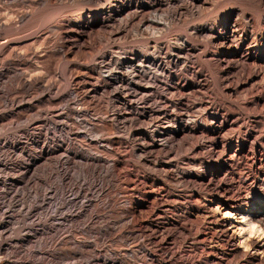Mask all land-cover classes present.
I'll return each mask as SVG.
<instances>
[{
    "label": "rangeland",
    "instance_id": "rangeland-1",
    "mask_svg": "<svg viewBox=\"0 0 264 264\" xmlns=\"http://www.w3.org/2000/svg\"><path fill=\"white\" fill-rule=\"evenodd\" d=\"M227 202L264 210V0H0V264H264Z\"/></svg>",
    "mask_w": 264,
    "mask_h": 264
},
{
    "label": "bare ground",
    "instance_id": "bare-ground-1",
    "mask_svg": "<svg viewBox=\"0 0 264 264\" xmlns=\"http://www.w3.org/2000/svg\"><path fill=\"white\" fill-rule=\"evenodd\" d=\"M231 31L229 29H225V33L224 35H221L219 37H215V41L220 44V45H225L229 47V40L231 37ZM234 43V42H233ZM139 60V59H138ZM131 64V61L129 62V65ZM159 64V63H158ZM128 65V67H129ZM141 66V65H139ZM145 67V66H144ZM157 67V66H156ZM159 67V66H158ZM160 68V67H159ZM135 70V69H134ZM131 71V70H130ZM121 72V71H120ZM157 72V70H156ZM145 77V76H144ZM116 80V79H114ZM120 82V81H119ZM133 82V81H132ZM136 82V81H135ZM116 83V82H115ZM123 83V82H122ZM139 83V82H138ZM141 94V93H140ZM143 95V94H142ZM128 99V98H127ZM127 101V100H126ZM134 101V99H133ZM136 101V100H135ZM124 102V101H123ZM128 102V101H127ZM141 102V101H140ZM133 103V102H132ZM126 114V113H125ZM129 114V113H128ZM159 122V121H158ZM157 124V123H156ZM160 125V124H159ZM149 126V125H148ZM155 126V125H154ZM160 127V126H159ZM184 126H178L176 127V129H172V130H163L162 133H160L159 135H157L154 139L157 142H162L163 139H165V137L169 136V135H173V134H182L184 132ZM217 134V133H216ZM219 134V132H218ZM159 145V144H158ZM31 153V152H30ZM17 156V155H16ZM29 157V156H28ZM230 158L229 156L223 155L222 160H221V167L223 170L227 171L229 165H230ZM29 160V159H28ZM17 161V159H16ZM232 161V160H231ZM19 162H21L19 160ZM27 162V161H26ZM13 164V163H12ZM6 165V164H5ZM31 162L28 163H19L17 164L16 162L13 164V168L17 169V167L21 168L23 170V174L26 176V174H29V178L31 177L30 172L31 168H30ZM5 168V167H4ZM12 167L10 169L14 170ZM9 169V168H8ZM13 172V171H12ZM20 173V172H19ZM18 173V174H19ZM17 176V175H16ZM24 176V177H25ZM18 177V176H17ZM27 177V176H26ZM22 178V176L20 177ZM19 178V179H20ZM25 179V178H24ZM28 179V177H27ZM21 180V179H20ZM9 181V180H8ZM10 181H12L10 179ZM12 187V186H11ZM10 188V187H9ZM6 188V191H10L11 188ZM20 195V194H19ZM18 195V196H19ZM16 196V197H18ZM27 196V195H26ZM45 197V196H44ZM43 197V198H44ZM25 200V198H24ZM44 200V199H43ZM231 202V201H230ZM227 202L226 204V209L221 208L219 206H216L215 209H219V210H223V212L221 213L223 220H231L230 221V227L229 229H233L232 233L235 234L238 237V246L239 247H244V244L246 242L252 241L253 238H264V230L261 228L262 224H264V210L262 209V207H258L257 204H252V208H250L249 210H240L239 213H233V203ZM236 202V201H235ZM245 202V201H244ZM240 203V202H239ZM244 204V203H243ZM242 205V203L240 204ZM250 205V204H249ZM248 206V204H247ZM245 208V207H243ZM232 209V210H231ZM218 210V211H219ZM216 211V210H215ZM235 237V236H234ZM233 237V238H234ZM263 240V239H262ZM253 243V242H252ZM255 243V242H254ZM262 244V243H261ZM251 245V244H249ZM255 246V245H254ZM263 247V244L260 245ZM253 247V246H252ZM257 251V250H256ZM263 253V252H262Z\"/></svg>",
    "mask_w": 264,
    "mask_h": 264
}]
</instances>
